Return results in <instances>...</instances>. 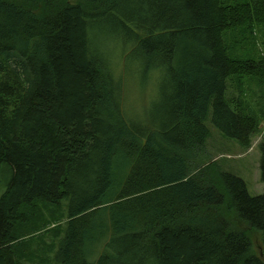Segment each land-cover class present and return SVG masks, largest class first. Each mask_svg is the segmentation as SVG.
<instances>
[{
    "label": "trees",
    "instance_id": "obj_1",
    "mask_svg": "<svg viewBox=\"0 0 264 264\" xmlns=\"http://www.w3.org/2000/svg\"><path fill=\"white\" fill-rule=\"evenodd\" d=\"M248 26L264 0H0V264L36 262L20 236L63 204L56 264H264V195L209 162L208 122L246 151L260 133L229 95L264 87Z\"/></svg>",
    "mask_w": 264,
    "mask_h": 264
},
{
    "label": "rangeland",
    "instance_id": "obj_2",
    "mask_svg": "<svg viewBox=\"0 0 264 264\" xmlns=\"http://www.w3.org/2000/svg\"><path fill=\"white\" fill-rule=\"evenodd\" d=\"M233 43L237 46L240 55H246V59L258 61L264 55V26H248L239 29ZM151 79L152 75H149L147 83ZM256 81L253 78H245L242 80L241 88L233 83V80L229 84V95H232V97L243 96L252 111L260 118V133L255 137L251 149L246 151L235 140L223 138L208 122L213 131L212 138L209 141V162H217L224 170L242 178L247 183L248 191L252 197L264 195V182L260 168V146L264 143V116L262 115V112H264V87L259 86ZM131 86L133 87L132 95L139 103L146 100L144 96L152 88L151 84L150 86L146 84L147 88L145 90L137 88L134 84V77H132ZM154 90L153 88L152 91ZM38 207L43 213L41 222H37L38 226L32 232L28 231V233L21 235L17 246L25 244L23 247L26 251L34 252L37 261L30 264H56L53 252L68 221L66 206L63 204L60 208L43 205ZM29 209L31 213H35L32 208ZM30 240H34L33 244L27 246L31 242ZM43 243L52 245L53 249L46 250L44 254L34 250L38 245L42 246Z\"/></svg>",
    "mask_w": 264,
    "mask_h": 264
}]
</instances>
